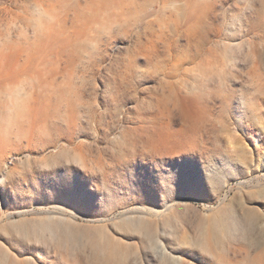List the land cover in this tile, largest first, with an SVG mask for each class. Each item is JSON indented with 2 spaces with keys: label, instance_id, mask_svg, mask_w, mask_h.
Listing matches in <instances>:
<instances>
[{
  "label": "rangeland",
  "instance_id": "rangeland-1",
  "mask_svg": "<svg viewBox=\"0 0 264 264\" xmlns=\"http://www.w3.org/2000/svg\"><path fill=\"white\" fill-rule=\"evenodd\" d=\"M0 264H264V0H0Z\"/></svg>",
  "mask_w": 264,
  "mask_h": 264
}]
</instances>
